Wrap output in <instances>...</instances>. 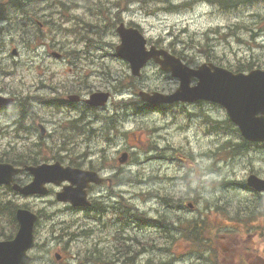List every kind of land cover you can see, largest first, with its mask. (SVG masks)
Segmentation results:
<instances>
[{
	"label": "rangeland",
	"instance_id": "rangeland-1",
	"mask_svg": "<svg viewBox=\"0 0 264 264\" xmlns=\"http://www.w3.org/2000/svg\"><path fill=\"white\" fill-rule=\"evenodd\" d=\"M174 1L176 3L188 2L191 6L173 14L161 13L160 8L149 10L148 12L141 10L140 16H136L135 19L130 22L139 24L143 28L144 35L153 41L160 40L163 43H169L173 36L185 29L184 35H186V37L191 36V44L195 46H198L199 43L204 42L207 38L209 42L216 45L219 53L224 56L225 49L229 47L228 43L230 42L235 51L239 53V59L241 61L253 57L263 59L262 51L256 49L257 44L253 39V37L257 35V37L264 42V33H260L263 21L251 25L255 21V18L251 17V15L255 13L254 9L225 15L218 8L210 5L208 0ZM233 23L237 26H232L227 36L217 37L212 33H209L207 36L204 35L205 31L215 28V26L226 27ZM37 69L40 70V68ZM55 73L58 78L63 80L66 79V71L57 69ZM32 79L30 74L25 73L26 84H29ZM114 93L117 95L116 92ZM18 107L19 104L9 110L8 114L4 113L3 116H0V153L13 151V154L15 153V156H18L21 152L36 149L37 146H40V149L44 148L47 146L46 142L51 144L61 143L57 142L55 135H49L48 132H45V134L40 137L36 136V133L33 132L34 124L37 120H42L41 118L35 117L33 120L29 121L27 124L31 123L33 126L28 129L19 128L18 126L16 128L13 123L8 127L7 121L11 120L12 116L16 114ZM45 111L48 113V109ZM49 115L52 116L50 113ZM218 116L224 118L225 113L219 111ZM58 121L67 122V120ZM132 124L133 120L130 119L125 123V127L130 129ZM140 124H142V121H140ZM23 125L25 126L24 122ZM55 129L56 128H52L50 131L53 132ZM182 130L183 129H180L177 125L174 128V133L176 134L174 142L177 145H184L186 143L185 134L182 133ZM77 133L79 135L77 139L79 142L76 145L78 149H89L100 145L101 137L91 136L86 138V135L82 134L81 131ZM190 136L192 137L193 148H198V145L194 142V135L190 134ZM143 140H146V137H143ZM224 143L225 140L205 137L202 139V160L200 162L202 171L201 176L195 173L191 174L190 168L186 163L178 158H172L163 165L155 163L147 167L137 166L124 170L123 175H121L117 181L120 186H113L110 191L114 192L115 189L119 192L123 191V195L127 198L134 199L132 201H134L140 209L144 207V199L149 200V202H145L146 206L144 209L153 207V215L169 214L166 209L168 206L179 208L180 205H184L187 210H184L180 215V219L184 221V224L179 223L178 225L185 228L187 221L193 216H204L207 224L212 228L211 234L218 228L228 229L238 227L242 230V221L253 222L254 220H258L259 224L263 227L260 229H251L247 232L251 233V235L245 241L240 239V241L243 242H238L231 247H229V242H233L237 236H240L239 234L235 236L230 233V231L228 232L229 235L224 240L211 238L212 242L208 243L209 245L203 244V238H199V243H193L187 239L181 238L176 227H173L169 238L163 233L162 236L168 238L170 242H173L174 245L169 246V248L173 250L181 251L190 248H198L201 249L203 253L206 252L209 256L208 264H264V202L260 201V212L251 214L245 211L244 203H242L241 208H239L237 206L238 200L229 201L226 199L218 184L221 176L227 177L233 170H236V174L241 175V177L250 168L264 174V154H257L247 159L224 160L225 155L221 153L220 150ZM94 150L95 149L91 151ZM94 161H98V159H94ZM221 161L224 162L222 165L212 169L216 163ZM136 173H138L137 176H135ZM107 174L108 173H104V175ZM229 192L233 193L231 191ZM105 196L108 195L106 194ZM7 198L6 193L0 192V199L6 200ZM171 199L175 200L171 201ZM247 199V204L258 206V204L251 201L254 198ZM19 201V205L26 203L25 200L21 201L19 199ZM102 201L103 198L100 197L96 199L95 203H101ZM241 201L243 202V199H241ZM29 204L34 210L41 211L43 215L40 226L36 229L37 245L31 253V255L35 254L40 258L48 257L46 260L36 258L39 260V264H52V260L56 259V251H61L60 254L63 253L66 257H71V253L66 249H59L60 246L66 245V242L71 241L76 223L81 221L82 224H89L88 217H95L97 215V213L92 215L87 212H81L80 210L75 212L74 209L40 200H33L29 202ZM129 205H131V203ZM178 217V215H174L172 220L177 222ZM61 227L65 229L64 233L61 235L60 242L54 243V236L49 232ZM93 227L95 226L93 225ZM7 228L8 227H5V230L8 233ZM38 237H40L39 242ZM248 252L254 254L256 258L251 260ZM69 262L75 263L78 262V260H70ZM154 263L165 264L164 261H154Z\"/></svg>",
	"mask_w": 264,
	"mask_h": 264
},
{
	"label": "water",
	"instance_id": "water-1",
	"mask_svg": "<svg viewBox=\"0 0 264 264\" xmlns=\"http://www.w3.org/2000/svg\"><path fill=\"white\" fill-rule=\"evenodd\" d=\"M238 82L244 83L245 80L243 78H239ZM255 85L258 87V83H255ZM250 184L255 186L258 190L261 189L262 185H263L260 180H256L255 178H253L252 181H250ZM22 214L23 213H20V215H19V219L22 223V235L28 237V233L31 229L32 220L29 216H25L24 218H22ZM30 243L32 245V240H30ZM8 247H9L8 244H5V243L0 244V263H2V264L21 263V261L19 260L18 257L14 256V255H10L8 253Z\"/></svg>",
	"mask_w": 264,
	"mask_h": 264
},
{
	"label": "trees",
	"instance_id": "trees-1",
	"mask_svg": "<svg viewBox=\"0 0 264 264\" xmlns=\"http://www.w3.org/2000/svg\"><path fill=\"white\" fill-rule=\"evenodd\" d=\"M154 228H156V230H161L163 231L164 233H168L170 229L168 230H163V225L160 221H156L155 224H154ZM192 228V226H189L188 229ZM195 228V227H194ZM196 229V228H195ZM191 230V229H190ZM197 230L200 231V233L202 232V229L200 228H197ZM184 235L187 236L188 238L192 239V240H196V237H197V233L193 232V233H188V232H184ZM7 238H12V236H9ZM151 245L148 246V247H145V246H141V248L138 250V258H147V257H150L147 253L151 250ZM156 250V251H155ZM158 252V249L157 248H153V253H157ZM200 259H202L199 264H207V262L204 260L203 257H201ZM148 264H154L152 261H147Z\"/></svg>",
	"mask_w": 264,
	"mask_h": 264
},
{
	"label": "flooded vegetation",
	"instance_id": "flooded-vegetation-1",
	"mask_svg": "<svg viewBox=\"0 0 264 264\" xmlns=\"http://www.w3.org/2000/svg\"><path fill=\"white\" fill-rule=\"evenodd\" d=\"M29 161L27 160V156L21 162L19 163V167L22 169V171L18 174L17 180L21 184H26L31 180L30 173L26 171V167L29 166ZM83 263H92V264H102L103 261L101 260H83L82 262L78 264H83Z\"/></svg>",
	"mask_w": 264,
	"mask_h": 264
}]
</instances>
